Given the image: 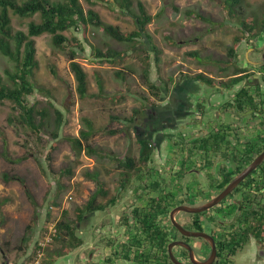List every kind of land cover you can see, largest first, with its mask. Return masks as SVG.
Segmentation results:
<instances>
[{
  "label": "rangeland",
  "instance_id": "1",
  "mask_svg": "<svg viewBox=\"0 0 264 264\" xmlns=\"http://www.w3.org/2000/svg\"><path fill=\"white\" fill-rule=\"evenodd\" d=\"M81 1L86 9L92 7L86 0ZM137 1L134 0L133 5L136 12H138ZM141 1L145 3L148 12L155 15L147 26V32L160 50L159 69L153 64L151 73L152 81L160 86L165 83L164 81H167L169 76L176 77L178 72L185 71L188 74L208 72V57L211 56L213 42L219 49L217 57H222L223 52H228V48L234 43L236 45L233 48L237 47L238 57L244 58L247 55L249 58L256 59L263 55L261 51L264 48V37L258 46L259 50H250L249 47L253 46L251 43L254 39L252 36L243 35L238 16H232L227 11L224 6L225 0ZM242 4L247 11L249 21L262 17L264 0H243ZM93 8L99 12L104 22L118 25L126 33L136 29L133 17L124 15L113 4L98 3ZM158 13L160 14L157 16ZM198 14L208 20H203ZM12 18L13 28L24 31L28 30L32 20H41L39 14L23 18L12 15ZM65 33L70 40L72 35L79 37L85 47V51H81L78 45L73 42V46L79 50L77 60L88 73L89 95L82 99L76 91L75 76L70 68V48L56 47L53 44L52 35L45 33L35 37L39 67L35 73L36 90L29 97L31 101L39 102L40 107L46 105L47 100L50 99L65 112L67 123L61 129V137L55 141L48 135H43V138L39 140L37 135L31 132V129L19 126L20 124L11 125L8 117L12 112V104L9 101L0 103V257L2 254L8 257L20 256L22 254L20 246L25 247L26 245L23 244V235L25 233L29 235L30 246L35 235L45 224L48 210L52 212L54 220L61 219L65 209L69 212L68 219H76L75 208L85 205L98 189L96 180L89 174H97L107 190V195L99 197V201L109 199L121 176V167L117 166V157L122 158L126 154L132 153L137 155L139 149L138 142L135 140L136 132L132 128L133 124L118 118L112 119V117H131L134 109L143 110L148 105H158L161 102L160 97L153 96L142 78V58L147 55V51L153 52L145 39H138L136 45L132 42H119L106 34L102 28L93 25L79 31L68 30ZM237 36L243 37V39L238 40ZM94 46L102 50L109 48L119 50L123 56H117L112 63L100 61L94 57ZM194 52L197 53L196 56ZM7 62H10L9 58L0 50L1 73H4V69L8 65H12ZM52 65L57 69L58 76L52 73ZM119 70H124L125 79L118 76L117 71ZM99 79L104 85L101 94L98 85ZM122 93H126V97L121 101L117 100L118 95ZM147 98L152 99L146 101ZM85 117L91 118L95 127L100 129L92 136L90 143L98 150L103 151V155L90 156L85 152L78 154L71 142L65 139L67 135L78 136L81 129H86L83 120ZM126 123L130 126L129 134L126 132L109 134L107 132L108 129L125 127ZM3 136L7 138L9 155L13 159L22 156L26 158L18 160L16 163L10 162L2 153ZM53 142L57 144L55 150H51ZM179 147H175L177 151ZM194 151V154L204 153L198 150ZM48 155H51V159L48 158ZM201 156L203 155L200 154ZM165 157L168 158L169 155L165 154ZM172 159L177 163L172 162L169 169L164 171L166 177L169 178L168 187L177 185L176 180L168 175L178 169L179 156L172 155ZM162 162L156 161L154 165L157 167L160 165L163 168L166 163ZM67 168H71L73 174H62V171L64 172ZM147 169L148 167L144 166L139 173L142 175L141 179L135 178L132 183H129L125 197L119 204L110 205L104 211L98 210L88 215L89 221L78 222L77 234L81 239L79 246H62L61 242L57 243L56 241L53 243L48 249V254L52 256H55V249H63L64 252L70 251V255L65 254L57 257L54 264H83L78 257H87L90 246H96L100 257H103V244L107 248L106 251L110 253V241H107L114 238L113 230H118L121 238H127L125 233L123 234V231L119 230L116 222L122 214L132 213L135 206L142 204L143 199L140 201L139 196L144 195L145 191L138 188V185L142 181L145 182L146 178L143 176L147 173ZM4 172L10 174L15 172L26 179L30 192L38 204L37 207L19 181H4L2 176ZM59 183L64 185L62 191H59ZM53 201H57L59 205L53 204ZM52 205L54 208H51ZM29 224L32 228L27 230ZM89 242H91L90 245ZM244 253H239L237 258L243 257ZM246 264H251V262Z\"/></svg>",
  "mask_w": 264,
  "mask_h": 264
},
{
  "label": "flooded vegetation",
  "instance_id": "2",
  "mask_svg": "<svg viewBox=\"0 0 264 264\" xmlns=\"http://www.w3.org/2000/svg\"><path fill=\"white\" fill-rule=\"evenodd\" d=\"M234 45L223 52L222 57H217L219 49L213 42L208 72L188 74L184 71L178 72L176 77L169 76L168 82L161 84L158 105H148L137 113L133 110L132 128L136 132L138 154L117 157V166L121 167L118 184L112 196L99 203L106 208L119 204L129 183L135 178L141 179L139 173L147 166L145 182L138 185L145 191L139 196L143 202L135 206L132 213L122 214L116 222L127 238H121L118 230H113L114 238L107 241L111 242L110 253L103 243V257L98 255L96 246H90L87 257H78L83 264H176L170 253V245L176 242L190 244L198 261L208 260L214 249L212 241L188 235L185 230L204 232L212 238L216 248L212 264L249 261L264 264V159L215 206L200 213L176 212V222L185 230L172 218L173 210L181 205L201 206L212 201L264 151V83L261 82L264 60L247 55L244 58L230 56ZM249 49L257 51V47ZM261 52L264 53V48ZM259 84L260 93L257 92ZM242 89L248 91L252 102L244 99L239 105ZM177 129L180 131H175ZM204 140L210 142L208 151L199 148ZM176 146H180L178 151ZM214 146L220 148L214 149ZM194 150L204 152L200 153L203 156L194 154ZM144 154L147 159L141 160ZM165 154L169 155L166 159ZM172 155L179 156L178 169L168 176L175 179L178 186L168 187L169 178L164 171L172 162L177 163ZM128 157L136 161L133 168L127 169L120 163ZM156 161L166 165L157 167ZM111 199L113 204H110ZM166 204L169 211L161 214L158 224L163 232H170V238L158 249L142 232L137 213ZM90 214L86 213L81 221H89ZM135 240H139L138 243ZM172 252L180 262L196 264L190 250L182 243L174 245ZM241 252H245L243 257L237 258ZM65 254L70 255V251L55 253V256L47 253L43 264H54L57 257ZM108 258L111 259L108 261Z\"/></svg>",
  "mask_w": 264,
  "mask_h": 264
},
{
  "label": "trees",
  "instance_id": "3",
  "mask_svg": "<svg viewBox=\"0 0 264 264\" xmlns=\"http://www.w3.org/2000/svg\"><path fill=\"white\" fill-rule=\"evenodd\" d=\"M86 1L91 4L92 7L86 9L81 0H0V50L5 56L9 58L10 62H7V64H12L11 66L8 65L4 69V73L0 72V103H5L6 101L11 102L12 112L8 117V121L11 125L20 124L19 126H24L25 128L31 129V132L36 134L37 139L39 140L43 138V135H48L49 138L57 141L61 137V129L67 123L65 112L52 100L48 99L46 102L47 106L44 105L40 107L39 102L31 101L29 98L35 93L36 90L35 73L36 69L39 67V62L36 57L37 49L35 37L45 33L52 35L53 44L56 47L60 49H64L65 47L70 48V68L75 76L76 91L79 94V97L82 99L89 95L88 73L83 65L77 60L79 50L77 47L73 46V42L78 45V48L81 51H85V47L81 39L76 35H72V43H70L71 40L65 33L66 31L73 29L79 31L83 28L86 29V27L89 25H93L94 27L102 28L106 34L119 42H132L135 43L134 45H136L138 43V39H145V41L149 43V46L152 48L151 50L153 52L147 51V55L143 56L142 58V78L147 83L154 97L158 98L161 96V86L151 79L153 64L156 65L157 69H159L160 66V50L155 44L152 36L147 32V26L152 22L155 15L148 12L145 3L141 0L137 1L138 12L133 9L134 0ZM98 3L113 4L124 15H130L133 17L136 24V29L130 33H126L122 31L118 25L104 22L101 19L99 12L93 8L94 5ZM242 3L243 0H225L224 6L232 16H238V22L241 25L243 35L252 36L254 40L251 45H253L255 48L257 47L258 49V46L262 43V39L264 37V11L261 15V18L257 17L249 21V19H247V11ZM35 14H39L41 20H32L29 23L27 31L22 29L15 30L13 28L12 15L23 18L31 17ZM159 14L160 13H158L157 16ZM198 16L203 20H208V18L204 17L203 15L198 14ZM239 17L241 18L240 20ZM236 39L242 40L243 37L237 36ZM93 49L95 55L94 57L100 61H108L112 63L114 62L115 58H117V56H123L121 51L112 48L102 50L94 46ZM230 54L231 56L238 57L239 55L237 47L233 48ZM194 55L196 56L197 53L194 52ZM261 68L263 69L261 72V82L264 83V61ZM51 71L55 76H58L57 69L54 65L51 66ZM117 74L119 77L124 79L126 78V73L124 70L117 71ZM236 80L239 79L237 78ZM98 85L101 94L104 88L103 82L100 80ZM260 90L261 84L257 85V92L260 93ZM125 97L126 93H122L118 95L116 99L121 101ZM150 99L152 98H147L146 101H149ZM244 99L250 102L253 101V98L248 95V91L242 89L239 94V105H242ZM140 110V108L135 109L136 113ZM115 118L122 119L130 123L133 122V118L128 116H124V118L115 116L112 117V119ZM83 120L86 129H81L78 136L67 135L65 136V139L71 142L78 154L85 152L90 156L96 154L103 155V151L98 150L90 143L92 136L98 133L100 129L95 127V124L91 118L85 117ZM129 127L130 126L128 123H126L125 127L108 129L107 132L109 134H116L118 132H126V134H129ZM55 143L56 142H53V144H51V150H55L57 148V144ZM209 145L210 142L204 140L203 144L199 148L208 151L210 147ZM219 148V146H214V149ZM2 153L12 163H16V161L26 158L25 156H22L21 158L13 159L9 155L8 141L6 136H3ZM48 158L51 159V155H48ZM145 159H147V154H144L141 160ZM120 163L128 169L133 168L136 164V161L134 158L128 157L126 160H120ZM62 174L70 175L73 174V171L71 168H67L64 172L62 171ZM2 176L5 182L14 180L19 181L26 190L28 197L37 207L38 204L35 201L33 194L30 192L29 186L24 177L15 172L12 174L9 172H4ZM89 176L94 177L98 184V189L92 194L85 205L77 206L75 208L77 216L76 219H68L67 216L69 212L67 209H65L63 211L62 218L57 222L58 236L56 238V242H61L63 244L62 246H79L81 244V239L77 234L78 222L84 218L86 213L93 214L98 210L106 209L105 205L99 203V197H105L107 195V190L105 189L103 182L99 180L97 174H89ZM123 184L126 185L127 183L125 182ZM58 188L59 191H62L64 185L59 183ZM110 202V204H113L112 199ZM52 203L59 205L57 201H53ZM168 211L169 205L166 204L164 207L159 205V207H154L150 211L145 210V212L137 213L142 232L146 233V235L149 237L150 241L152 242V246H155L156 244L158 245V249H162L170 238V232H163V229L158 224V219L161 217V214L167 213ZM36 215L38 214L36 213ZM50 219H52V212L48 210L46 213V220L44 222L45 224L41 227V230H44L45 225ZM31 228L32 226L29 224L27 226V230H30ZM22 240L23 244L25 243L26 245L25 247L20 246V248L22 249V253H27L30 250V246L33 244V242L29 246L31 239L29 235H26V233L23 235ZM138 241L139 240H135L136 243H138ZM232 251L234 254V249ZM63 252V249H55L54 254H62ZM110 259L111 258H108V261Z\"/></svg>",
  "mask_w": 264,
  "mask_h": 264
},
{
  "label": "water",
  "instance_id": "4",
  "mask_svg": "<svg viewBox=\"0 0 264 264\" xmlns=\"http://www.w3.org/2000/svg\"><path fill=\"white\" fill-rule=\"evenodd\" d=\"M262 59L264 60V53L262 55ZM264 159V151L259 155V157L246 169L244 170L241 174H239L216 198H214L212 201L206 203V204H203L201 206H188V205H181L179 207H177L175 210H173L172 212V218H173V221L174 223L181 229H183L182 225L179 224L178 222H176V219H175V213L180 211V210H184V211H187V212H193V213H200V212H203L213 206H215L216 204H218L225 196H227L254 168H256L260 163L261 161ZM185 230V229H183ZM185 233L188 234V235H194V236H202V237H205L207 240L209 241H212L213 243V253L212 255L210 256V258L206 261H198L195 257V254H194V251H193V248L191 247L190 244L186 243V242H176V243H172L170 245V253H171V256H172V259L173 261L176 263V264H184L182 262H180L179 260H177V258L174 256L173 252H172V247L176 244H180L182 243L184 246H186L189 250H190V253H191V256H192V261L193 263H196V264H212L213 260H214V257L216 255V248H215V244H214V241L212 240V238H210L206 233L204 232H188L187 230H185Z\"/></svg>",
  "mask_w": 264,
  "mask_h": 264
},
{
  "label": "built area",
  "instance_id": "5",
  "mask_svg": "<svg viewBox=\"0 0 264 264\" xmlns=\"http://www.w3.org/2000/svg\"><path fill=\"white\" fill-rule=\"evenodd\" d=\"M51 208L54 207L52 206ZM57 222L58 219L50 220L45 225L44 230H40L37 233L27 253H22L20 256L14 255L13 257L2 254L0 264H43L48 249L53 245L58 236Z\"/></svg>",
  "mask_w": 264,
  "mask_h": 264
}]
</instances>
